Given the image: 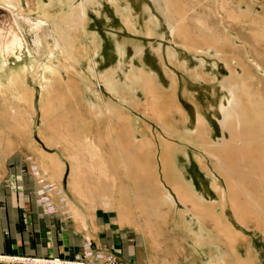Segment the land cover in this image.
I'll use <instances>...</instances> for the list:
<instances>
[{
    "label": "rangeland",
    "instance_id": "1",
    "mask_svg": "<svg viewBox=\"0 0 264 264\" xmlns=\"http://www.w3.org/2000/svg\"><path fill=\"white\" fill-rule=\"evenodd\" d=\"M34 1L20 0V5L15 9L13 8V11L28 17L31 21H35L40 17L42 19L51 17L49 20L53 18L62 26L70 23L69 26L72 27L67 28L64 34L68 33L67 36L83 42V52L85 54L81 55L82 61L80 64H76V67L77 72L81 73L85 80L82 83L80 82V86L75 87L78 92L82 93V91L91 89L92 76L89 75L90 77H88L86 75L91 70L96 69L97 71L98 68V70L106 72L112 68L116 69V80L120 87L123 85L131 87L133 85V88H129V90L135 93L133 94L134 103L130 107L131 114L128 115L132 116L134 120L144 122L147 108L149 114L158 122L156 114H162V111H164L160 104L159 88L164 91V97L168 98V93L176 83L181 90L182 104L178 103L182 113L179 114L186 118H184L186 125H183V129H181L177 127L179 125L174 120H170L175 116V113L166 120L167 125L176 130L177 133L179 132V136L185 135L188 137L182 139L189 143L198 144V150L201 153L207 152L213 155L216 161L227 171V167L223 164V152L225 153L228 148L230 152L228 151L225 159L232 170L238 169L240 163L247 162L242 166L247 170L248 177L243 180L237 179L238 189L243 194L237 198H235L236 192L233 188L235 181L228 183L218 169L214 171V182L205 173V182L198 181V191L203 197L199 198L211 201L217 199V192L221 191L226 185H231L232 195L230 201L232 209L230 207L226 208L229 219L225 216L226 213L223 208L217 211L214 204L206 201L215 209L214 220H217L218 223L209 222L213 223L211 230L207 228V222L204 223V227L208 231L217 233L222 240L215 242L210 234L209 243L198 244L194 242L199 245L200 252L197 253L196 262L188 264H212V260L214 264H264V0H237V3L228 1L224 8L220 2L216 3L217 1L212 3L208 0H187L186 5H182L183 9L181 8V0H164L168 6H171H166L163 9L158 6L157 0H65L66 2L43 0L44 3L46 1L48 3H46L47 8L49 7L48 17L43 14L42 10L36 9ZM78 7L85 8V29L78 28L77 30L74 27L75 25L73 26V24L79 26V21H82L76 15L79 11ZM74 8H77V10L75 11ZM231 11L247 15L249 17L248 22L242 21V24L248 27L252 24V19L257 18L254 17V14L262 15L259 29L262 31L263 37L258 44L254 43L249 35L250 31L254 30L253 28L239 27L229 20L227 14H230ZM173 17H176L177 21H174ZM24 22H20L21 25L23 24L24 37L20 36L16 29L9 31L8 37H3L6 34L0 33V50L3 54L0 57V79L2 75L7 77L11 69L12 72H15V67L23 66L26 84L35 91V88L31 85H37L36 75L41 69V63H44L43 61L48 57L43 51V61L35 58L33 40L36 35ZM179 22L183 26L185 36L178 35L172 29V26ZM199 22L205 24L202 32L200 31L201 26L197 25ZM7 26L10 27V25ZM218 26L227 32L232 41L220 44L219 51L214 49L213 46L214 36L219 33ZM9 30L11 29L9 28ZM46 30L48 31L49 27ZM47 31L44 28L40 32L42 36L39 33L42 41H45L44 38H46L51 44H54L52 35H45ZM64 34L61 33V36ZM11 36L18 38L22 44L20 58L15 63H13L15 50L6 43ZM192 38H196L197 43L195 45H190L192 43L190 39ZM43 45L45 47L46 43L43 42ZM223 45L225 46L223 47ZM53 53H55V56L51 55V58H49L51 62L53 61V65H57L59 60H63V58L56 51H53ZM226 63H229L228 66ZM95 64L97 68L94 67ZM73 68L72 71L76 70ZM111 72L100 75H109ZM61 76H65V74L62 72ZM245 78L252 80L250 87L254 90V95L251 97L250 102H245V99L241 100L240 107L237 110L239 115L225 119L222 109L228 107L231 101L229 84L233 82L241 83V80H245ZM116 80L115 77L111 79L107 77L104 83L108 89H112ZM85 82L88 84L85 85ZM107 82L108 84H106ZM102 91L106 99L111 97L114 101H118L105 89H102ZM39 93L41 94V92ZM119 93H122L121 90ZM40 94L38 101L40 100ZM148 96L149 99L146 102ZM84 98L87 99L86 95ZM79 99L81 98L78 96L77 100ZM248 107L251 109L248 110ZM112 109L115 110V108ZM70 112L73 115L72 113L75 111L71 109ZM123 115V122L131 118L126 114ZM71 118L70 116L67 120L69 121ZM66 124L63 130H66V133L68 132L70 135ZM196 125L198 127L193 134L190 129L194 130ZM39 126L40 124L37 130ZM32 127L33 124L31 130ZM143 127L138 125L132 130L134 139L137 138L136 131L140 132L138 137L141 140L137 144L139 161L147 162L150 159L153 163V147L149 137L145 138L147 142L142 137L144 135L142 132ZM87 132L89 133L88 129ZM169 136L167 133L160 135L161 149L162 147L165 148V150H162V157L163 152L167 153L175 147L178 148V152L180 151V147L174 143L175 141L167 138ZM190 138L194 140L191 141ZM115 142L119 144L117 139ZM78 145L79 143H75L76 147ZM201 153H199L200 158L202 157ZM133 160L136 161V153L133 155ZM176 163L178 165V160H176ZM206 163L208 164V159H206ZM149 168L154 175V167ZM164 170L167 171L166 166H164ZM178 171L181 178L189 184L184 174H182V170L178 169ZM151 173L146 176L149 179V181L147 180L148 187L153 192L158 191L160 196L163 197L162 194L166 191L151 176ZM167 179L172 184L173 190L176 189L175 186L180 187V177L178 178L171 173L168 174ZM212 183L215 188L212 187ZM252 185L261 188L260 190L251 189L250 186ZM151 197L154 199L153 196ZM153 206L151 212L155 214V217L154 215L153 217L156 218L157 216L158 218L159 215L163 218L162 209L158 211L156 205L153 204ZM183 227L189 232L185 225ZM233 234L232 238L231 235ZM212 244L219 247L223 245L225 248L224 253L221 251H219L220 255L219 252H217V255L211 253ZM179 247V241H173L174 250L179 251ZM222 255L225 257L223 261ZM19 257H33L44 260L54 257L71 262L80 261L84 264L89 262L82 257H35L17 253H0V264H24L16 259ZM98 259L99 264H114L116 261L113 256H105L102 253L98 254ZM105 260H108V262H105Z\"/></svg>",
    "mask_w": 264,
    "mask_h": 264
},
{
    "label": "crops",
    "instance_id": "2",
    "mask_svg": "<svg viewBox=\"0 0 264 264\" xmlns=\"http://www.w3.org/2000/svg\"><path fill=\"white\" fill-rule=\"evenodd\" d=\"M0 54L2 57L1 50ZM97 71L82 72L92 76L91 89L78 92L80 95L77 93L74 99L67 96L62 102L51 104L52 112L46 120L41 114L36 84L31 85L35 88V95L32 105L27 107L32 115L30 120L24 118L21 106L13 118L4 115L0 109V253L82 257L89 261L88 264H99L100 253L113 256L116 259L114 264L195 263L200 248L189 237L183 224L189 222L198 232V219L189 211L188 203L184 206L177 197L167 179L160 145L163 133L158 122L147 108L144 122L129 116L135 94L129 88L133 85L120 87L116 80L112 89H108L104 82L107 77L117 79V70L112 68L102 72L97 68ZM109 72V75H100ZM174 87L175 98L181 103V90L176 83ZM102 89L118 101L111 97L106 99ZM78 96L81 99L77 100ZM71 109L75 111L73 115ZM123 114L131 118L123 122ZM70 116L72 118L68 121ZM184 118L175 111L170 120L183 129L182 126L186 125ZM65 124L70 135L63 130ZM138 125L145 127L142 129L144 140L146 137L151 140L154 175L149 165L145 167V161H139L137 144L141 140L138 137L140 132L136 131V141L132 135L133 128ZM197 127L190 131L194 134ZM179 134L167 138L180 147L178 169L195 191L196 202L199 197L203 198L198 191V181L205 182V173L214 182L216 169L228 183L235 181V198L239 197L242 193L238 189V180L248 177L242 166L247 162L232 170L225 159L230 152L228 148L222 154L227 171L213 155L201 153L198 144L180 139ZM75 143H79L78 147ZM134 153L136 161L133 160ZM150 173L170 195L172 202L162 201L158 191H151L146 178ZM212 187L215 188L213 183ZM250 188L260 190L261 187L252 185ZM231 189V185H226L217 192V199H204L214 204L217 211L223 208L229 219L226 208L232 209ZM153 204L158 211L162 209L163 218L159 215L154 218L155 214L151 213ZM207 223L211 230L213 223ZM176 240L180 244L179 251L173 248ZM212 245L211 253H224L223 245Z\"/></svg>",
    "mask_w": 264,
    "mask_h": 264
},
{
    "label": "bare ground",
    "instance_id": "3",
    "mask_svg": "<svg viewBox=\"0 0 264 264\" xmlns=\"http://www.w3.org/2000/svg\"><path fill=\"white\" fill-rule=\"evenodd\" d=\"M2 1H3L2 3L0 2V7L5 9L9 13L11 18L13 19L12 23L11 24L9 23V25H10L9 28L11 30H9V28L2 29V30L0 29V33L6 34V35H3V37H8L7 36L8 32L12 31L14 29H16L19 32L20 36L24 37V35H23L24 32H23V27H22L23 24L21 25L20 22L25 21L28 24L29 28L34 31V33H35L34 35H36L34 40H33V49H35V50H33L35 54L34 53L33 54L36 55L35 58L43 61L44 60L43 59L44 57L42 54V53H44L43 51H45V53L48 57L45 61H43L44 63H41V69L39 70V73L36 75L39 92H41V94L39 93L40 94L41 114H42L43 119L46 120V117L48 116V114H50L52 112V108L50 106L51 104H53L54 102H58V103L62 102L67 96L71 99H74L77 97L78 91L75 87L80 86V82L82 83L85 80L84 76H82L81 73L77 72V67H76V64H80L82 61L81 55H83V53H84L83 52L84 51L83 42L76 41L75 39H73V37L67 36L68 33L64 34V32L66 31L67 28L72 27L71 25L69 26L70 23L69 24L67 23L66 25L62 26L60 23H57L55 21V19H53V18H52V20H49L51 17L49 19L48 18L42 19V17H40V18L36 19L35 21H31L28 19V17H24L23 15L19 14L18 12L13 11V8L15 9L17 7V5L20 3L19 0H2ZM49 1L52 2L53 0H49ZM59 1H65V0H59ZM157 1H158V6L161 9L168 6V4L165 3L164 0H157ZM208 1H211L212 3H215V1H217L216 3L220 2L221 6L223 8L227 5L228 1H230V2L233 1V3H235V2L237 3V0H208ZM34 2H35L34 6L36 7V9L39 11L42 10L43 14L47 15V17H48V13H49L48 8L49 7L47 8V6H46L47 1H46V3H44L43 0H35ZM68 2H70V1H68ZM186 3H187V0H181V8H182V5L183 4L186 5ZM49 4H51V3H49ZM170 6L171 5H169L168 7H170ZM4 7H6V8H4ZM78 8H79V11H77L78 14H76V15H78L77 18H79V20H82V21H79V24H78L79 26H77V24H73V26L75 25L74 27L77 28V30H78V28L85 29L84 28L85 27L84 25L86 24L85 10H84L85 8L84 9L82 7H78ZM74 10L76 11L77 8H74ZM67 16H68V14H67ZM175 16H177V15H175ZM72 17H75V16H72ZM227 17L229 18L230 21H233V23H235L239 27L242 26V27H247V28H253L254 30H251L250 34H249L250 38L256 44H258L260 42V40L263 37L262 31L259 29V27H260L259 23L262 21V15L261 14L260 15L254 14V17H257V18L252 19V24H250L249 27L242 24V21L248 22L247 20L249 17L245 14L244 15L238 14L236 11H231L230 14H227ZM173 19H174V21H177L176 17H173ZM21 20H23V21H21ZM62 21H64V20H62ZM69 21H70V19H69ZM64 23H65V21H64ZM74 23H76V22H74ZM175 24L172 26V29L178 35L180 34L182 36L183 35L185 36V32H184V29H183V26L181 25V23L179 22L176 25ZM197 25H199V27L201 26V30H200L201 32L204 31L203 28H205V24H202V22L201 23L199 22V24H197ZM47 27H49L48 31L46 30ZM218 27H219V33H217L213 39V42H214L213 46L215 47L214 49H216L217 51H219L218 48L221 47L220 44H226L227 42H232L231 38L228 36L227 32L224 31L220 26H218ZM44 28H45V31H47V33H45V35L47 34L46 36L52 35L54 44H51L49 42V40L46 38H44L45 41H42V39H41L42 34L40 32L43 31ZM75 28H73V29H75ZM39 33L41 34V36L39 35ZM61 33L64 35L61 36ZM69 33H70V31H69ZM192 39H190L192 42L190 45H195L197 43L196 38H192ZM20 41H21V39H20ZM43 42L46 43L45 47H43L44 46ZM6 43L8 45L12 46L13 49L15 50V53H14L15 59L13 62V63H15L20 58L19 54L21 51L22 44H21V42H19L18 38L14 37V36H11L8 39V41H6ZM224 46L225 45H223V47ZM53 51H56L57 54L59 56H62V58H63V60L62 59L59 60V63L57 65H53L52 64L53 61L51 62V60H50L51 55L55 54V53H53ZM0 56H1V54H0ZM228 64L229 63H226L227 66H228ZM73 67L76 70L72 71L71 69ZM11 70L9 71L10 73L8 74L7 77H3V78L1 77V79H0V109H1V112L4 113V115L7 114L8 116H10V118H13V116L18 115V112H19L18 109L21 106V111H23L24 118L30 120L32 118V115L30 113V108L28 109L27 107L28 106L30 107L32 105V102L34 99L33 97L35 95V91L26 84L25 74H24L25 69L23 66H19L17 68L15 67V70H14L15 72H12ZM62 72L65 74V76H61ZM137 78H139V77H137ZM112 81L110 80L109 82H112ZM251 82H252V80H248L247 78H245V80L244 79L241 80V83H234L233 82V83L229 84L228 89L231 92L230 93L231 101H230V104L228 107L222 109V112H223L225 119L233 117L234 115H239V111H237V110L240 107L241 100L245 99L246 100L245 102L251 101L250 99L254 95V93H253L254 90L250 87ZM87 84L88 83L85 82V85H87ZM106 84H108V82ZM88 87H89V85H88ZM54 90H55V92H54ZM159 92H160V104L162 105L164 111H162V114H156L158 124H159L161 130L163 131V133H167L170 136L171 135L174 136V134L177 132H176V130H173L172 127H169L167 125L166 120L169 118V116H172L173 113H175V111H177V112L179 111V113L181 112V110H180L181 107L175 98V93H174L175 87H173L172 90L168 93L169 94L168 98L164 97V95H163L164 91L162 89L159 88ZM256 96H258V95H256ZM94 108L97 110V108L95 106H94ZM247 109L250 110L251 108L248 107ZM100 113H101V111H100ZM185 134H187V133H185ZM189 134H190V132H189ZM179 137L184 138L186 136L181 135ZM189 137H192V136H189ZM186 138H188V137H186ZM162 150H165V148L162 147ZM178 153H179L178 148L175 147L173 150H169V152H167V153L163 152V158L162 159H163V165L166 166V169H167L165 174H167V176H168V174L170 175L172 173L175 176H177L178 178L180 177V179H179L180 187L178 186L179 187V189H178V187L175 186L176 189H174L177 196L179 197V199L182 200V202L184 203V206L185 205L187 206V203H188L189 211L193 212V214L195 216H197L198 225H199V231L198 232L191 227V224L189 222H184V225L186 226L187 230H189V232H188L189 237L194 242H196L198 244L199 243L204 244V242L209 243L211 236H213V238L215 239V242H220V240H222V239H220L221 236H219L217 233L206 230V228L204 227V223L208 222V221L213 222V223H215V222L218 223L217 220H214L215 209L213 208V206H210L211 204H208L203 199L198 198V201L196 202L197 198H196L195 192L193 191L191 185L186 183L184 181V179L181 178L180 172L178 171V165L176 163V160H178L177 159ZM147 165H149V167H152V168L154 167L152 160H150V159H149V161L145 162V167ZM167 167H170V168L168 169ZM162 195H163V197H161L162 201L165 200L166 203H169L170 201L172 202V199L167 192H165ZM192 219L193 218H191V220ZM210 234H211V236H209ZM218 236H219V238H218ZM231 236L233 238L234 234ZM229 251H230V249H229ZM230 252L232 254V251H230ZM219 255H220V252H219ZM224 259H225V257H223V255H222V261ZM211 263L214 264L213 260Z\"/></svg>",
    "mask_w": 264,
    "mask_h": 264
},
{
    "label": "built area",
    "instance_id": "4",
    "mask_svg": "<svg viewBox=\"0 0 264 264\" xmlns=\"http://www.w3.org/2000/svg\"><path fill=\"white\" fill-rule=\"evenodd\" d=\"M19 259V261H22L24 264H84L83 262L80 261H67V260H60L58 258H51V259H38V258H33V257H19L16 258ZM105 262H108V260H105Z\"/></svg>",
    "mask_w": 264,
    "mask_h": 264
},
{
    "label": "water",
    "instance_id": "5",
    "mask_svg": "<svg viewBox=\"0 0 264 264\" xmlns=\"http://www.w3.org/2000/svg\"><path fill=\"white\" fill-rule=\"evenodd\" d=\"M12 22L11 16L9 15V13L3 9L2 7H0V29H7L9 25V23Z\"/></svg>",
    "mask_w": 264,
    "mask_h": 264
}]
</instances>
